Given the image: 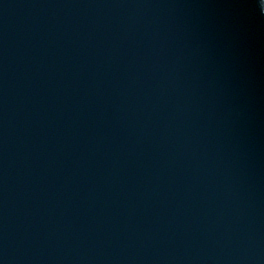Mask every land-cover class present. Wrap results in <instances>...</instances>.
I'll use <instances>...</instances> for the list:
<instances>
[{"label": "clouds", "instance_id": "9594fccd", "mask_svg": "<svg viewBox=\"0 0 264 264\" xmlns=\"http://www.w3.org/2000/svg\"><path fill=\"white\" fill-rule=\"evenodd\" d=\"M262 10H264V0H261Z\"/></svg>", "mask_w": 264, "mask_h": 264}]
</instances>
